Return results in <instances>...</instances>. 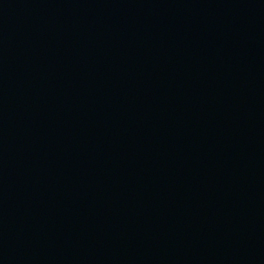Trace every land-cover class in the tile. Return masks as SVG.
Here are the masks:
<instances>
[{"label":"water","instance_id":"95a60500","mask_svg":"<svg viewBox=\"0 0 264 264\" xmlns=\"http://www.w3.org/2000/svg\"><path fill=\"white\" fill-rule=\"evenodd\" d=\"M0 264H264V0H0Z\"/></svg>","mask_w":264,"mask_h":264}]
</instances>
